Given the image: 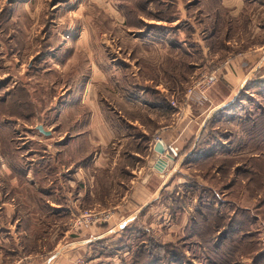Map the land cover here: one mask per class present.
Returning a JSON list of instances; mask_svg holds the SVG:
<instances>
[{
    "label": "rangeland",
    "instance_id": "rangeland-1",
    "mask_svg": "<svg viewBox=\"0 0 264 264\" xmlns=\"http://www.w3.org/2000/svg\"><path fill=\"white\" fill-rule=\"evenodd\" d=\"M61 1L31 0L21 8L19 0H0V264L26 262L51 250L62 230L73 226L74 217L52 209L54 198L41 194L50 166L59 177L62 166L71 170L79 161L89 164L100 149L97 162L108 166L90 168L84 175L95 174L97 185L96 196L87 195L82 206L116 205L131 189V170L145 162L149 140L153 145V138L166 134L156 129L166 121L171 124V113L184 114L188 103L204 110L206 93L218 81L215 66L221 58L247 52L264 40V0H243L245 8L238 15L237 8L223 6L221 0H176L175 5L165 0L162 11L173 21L152 17L153 5L151 14L142 13L135 0H69L63 8L56 5ZM46 24L49 49L61 48V58L39 61L35 51L46 37L44 30L40 35ZM148 24L154 27L143 32ZM208 73L216 80L203 97L197 91L188 96V89ZM17 86L22 90L15 96ZM236 89H231L227 114L211 115L202 136L196 137L197 145L209 143L206 149L214 156L200 157L194 164L185 163V157L171 167L159 203L152 207L153 213L157 207L167 213L160 222L152 214L146 221L153 226L159 222L161 237L153 229L150 234L166 243L168 264H253L259 254L257 262L264 264V83ZM83 97L87 102L94 97L96 103L79 102ZM20 100L26 102L25 114L32 111L26 121L16 117ZM150 100L163 106L157 108ZM172 100L176 107L170 106ZM94 109L101 113L96 121L91 119ZM37 125L50 134L41 133ZM26 127L32 128V138ZM93 130L100 132L95 136ZM177 208L187 210L184 217ZM196 208L202 215H196ZM192 217L197 219L194 224ZM11 222L16 232L4 228ZM227 228L230 232L219 240V230ZM244 229L262 248H254L253 242L235 247ZM212 232L213 243H222L209 245ZM120 253L116 264H131L133 251ZM144 254L137 255L138 264Z\"/></svg>",
    "mask_w": 264,
    "mask_h": 264
},
{
    "label": "crops",
    "instance_id": "crops-1",
    "mask_svg": "<svg viewBox=\"0 0 264 264\" xmlns=\"http://www.w3.org/2000/svg\"><path fill=\"white\" fill-rule=\"evenodd\" d=\"M30 1L31 0H19L21 8H24L22 6L25 4L29 5ZM169 2L174 5L179 3L176 0ZM67 4L70 5L69 0H63L61 3L56 5H60V7L63 8ZM221 4L229 8H237V15L241 14L245 8L243 0H221ZM52 6L54 7V5ZM149 10L150 12H153L155 9L151 11L152 9L149 6ZM176 22L178 21H175L174 23ZM41 30L40 35L43 33V29ZM164 33H166V39H168L167 41L170 43V37H168L167 32ZM40 35L37 36L40 37ZM34 41L35 40L33 38L32 43ZM59 51H61V48L57 50H52L50 48L46 52H43L41 49H36L35 55L38 56L39 61H41L40 59L42 57H49L50 59H54L56 57L57 59L61 58L57 57ZM55 53H57V55ZM42 67H44V65H42ZM215 68L218 73V81L206 93L209 103L208 105L205 104V109L203 110V108L200 107V104L196 105L188 103V105L183 108L184 114L180 113L179 115L174 116V114L171 113V124H168L166 121L155 131H165L166 134H164V137L170 140H175V144H177L180 149L178 158L167 157L161 145L151 147L152 139H150L147 143V148L145 149V156L147 159L145 158V162H143L139 167H135L136 173L133 169L130 172L132 175L130 180L132 185L130 186L131 189L129 192H125L121 199L118 198L119 203L116 205L105 208H93L97 210L109 211L111 217L115 219V223L111 224L109 222H99L90 226H70V228L68 227L66 230H62L60 238H58L57 243H55L51 250L45 251L43 254L35 255L30 258L29 261H26V264H78V260H83V264H116L117 261L121 259H119V257L122 255L120 253L122 250L127 251L129 255L130 251L128 250V246L125 242H120L121 234L116 233L117 229L115 227L118 226L117 228L124 231L125 229L130 230L136 224H139L144 230H148L150 232L153 229L154 233L158 235L156 227L160 222V217L165 216L167 212L163 208L159 209V207H157V213H153L152 207L156 206L155 203H157V205L159 203L156 201L161 190L163 188L165 189L166 179L168 178L171 167L175 168L178 164H180L183 158L192 156L195 147H208L207 144L209 143L206 145H197L196 137L201 134V132L203 133L205 131V124L209 121L211 115H215V113L219 110L226 109L230 100L229 96L232 93L231 89H239L244 85L247 87H253L264 80V40L260 41L256 46L248 48L247 52L239 51L236 53L229 52L225 54L221 58V63L218 64V66H215ZM88 88L89 87L86 88L85 86L87 91ZM84 92L85 90L83 91V95ZM83 98H80L82 100L79 102L86 103L87 105L90 103H96V98L94 97H92V100L94 98V101L88 99L91 102H87L86 97ZM161 98L164 99L163 97ZM148 103H151L157 108L163 106L159 100H150ZM167 107L169 108L170 106L167 105ZM92 113L93 115L91 119L93 121H96L101 115L98 109H94L91 114ZM190 122H192L191 127L189 126ZM26 128V131L30 132V138H32V135L34 134L31 130L32 128ZM181 129L182 134L179 135L178 131ZM96 131L99 133L100 130H93V134L95 136ZM95 144L97 145L98 143ZM45 149L48 151L50 150V147ZM26 151L29 153L37 152L31 148H28ZM102 153L103 151L100 152L99 149V151L95 153L91 163L85 164L83 161H79V163L75 164L71 170L69 169L71 168L70 165L62 166L64 167V171L62 175L60 174L61 176L59 175V177H57L52 174L46 178L44 184H46L47 187L41 194L46 195L49 200V197H51V199L54 198V200H51L49 203V206L52 209H60L70 217H74L79 213V211L84 209L82 202L87 198V195L90 198L96 196V191L94 189L95 185H97L95 174L90 175L88 178L84 175L87 176V172L90 168L98 167L104 169L108 166V163L105 161L102 163L97 162V160L101 159ZM160 158L165 160V165L162 170L157 167V162ZM32 161H34V159ZM50 168L52 169L51 166ZM64 172L67 173L65 174ZM75 185H77V187H74ZM49 189L50 192L48 191ZM186 212L187 210H182L181 217H184ZM14 214H17V212H14L13 215ZM151 214L152 217L154 215H158L157 220L159 222H156L155 226H153V223L146 222L148 218L151 217ZM17 219H15V221ZM151 219L154 220V217ZM181 223L183 226L184 218L181 220ZM4 228L9 230V232H16L17 230V228L13 230L14 224H12V222L9 223V226H5ZM129 237L132 238L131 236ZM158 237H161L160 233ZM131 240L134 241L133 238ZM106 251H110V254H106Z\"/></svg>",
    "mask_w": 264,
    "mask_h": 264
},
{
    "label": "trees",
    "instance_id": "trees-1",
    "mask_svg": "<svg viewBox=\"0 0 264 264\" xmlns=\"http://www.w3.org/2000/svg\"><path fill=\"white\" fill-rule=\"evenodd\" d=\"M133 1L134 0H132L131 3ZM139 2H141V3H139ZM134 3H135V6L139 5V8L142 9V13H149V14H151V12L149 10V6L153 5V7L155 8V12H156L155 15H153L154 18L168 20V21H172L171 19H173L171 17L172 16L171 14H164V12L162 11L164 9V3H167L164 0H141V1L135 0V2H133V4ZM168 3L171 4L170 2H168ZM166 6H171V5L166 4ZM138 19H139L138 22H141V18H138ZM153 27H154L153 25H149L148 24L146 31H143V32L149 33L150 29H152ZM43 30H44V32H46V37H44L43 40H42L41 50L43 52H46L47 50H49V47H50L49 40H48L50 38V27H49V24L48 25L46 24L45 28ZM146 33H141V35L144 36ZM261 83H264V80L259 82L257 85H260ZM253 87H255V86H253ZM21 88L22 87L17 86V88L14 91L15 92V96H16V94H18V91L21 92V90H22ZM18 100H19V97H18ZM22 103H26V102L25 101L21 102V100H20L19 105H21L22 109L19 110L18 114H16V117L26 121L25 118L30 119L32 111L29 108V110H30L29 113L25 114L24 112L26 110L25 109L26 105H22ZM215 114H218L219 117H221V116L223 117V114H227V110L226 109H222V110L217 111V113H215ZM206 125H207V123H206ZM201 136H202V133H201ZM197 144H198V142H197ZM206 148L207 147H202V148L199 147V146L195 147L193 155L190 156V157L187 156L184 159L185 163L194 164L195 162L200 160V157H205V156H210L211 157V156H214L215 153H212L213 151L210 152ZM17 150H19V149L16 148L15 152H20V151H17ZM52 174H53L52 173V169L50 168L49 176L52 175ZM44 180H46V178ZM41 187L43 188L44 186L41 185ZM48 191L50 192V189ZM220 204L222 206H224L223 202H220ZM263 206H264V200L260 204V207H263ZM177 209H180L179 212L182 213V208H177ZM196 215H202L201 210L198 209V208H196ZM196 220H197L196 218L192 217L190 219L191 224H194ZM223 230L224 229H222V231L219 230V238H220L219 240H222V239L226 238V233L230 232L229 228L225 229L224 231ZM242 232H243V234L238 236L237 240L235 241L236 242V244H235L236 246L235 247H243L244 246L243 242H247V243L248 242H253L252 246L254 248H262L263 245L261 243H258V241L256 239L254 241L251 240L253 238V235H249L251 233V231H248V229H246V230L244 229V230H242ZM150 233H151V231L149 232L148 230H144L141 225L136 224L130 230L129 229H125L122 232V234L120 235V242H125L127 244V246H128V250L130 251V253L132 251L134 253V258L131 257V262H130L131 264H138V259L136 257H137V255L139 253H145L144 256H143L144 261H142V264H168L169 256H167V254H166V248H165L166 243H163V242H161L158 239L157 240L154 239L151 236ZM129 236H131L134 239V241L131 240L132 238H130ZM213 236L214 235H213V232H212V235H211L212 238L209 240V245H211V242L213 243V241H212ZM219 240L215 241V243H217V244L222 243V241H219ZM215 243H213V244H215ZM149 245H152V248L154 250H152V251L149 250V247H150ZM206 245L209 246L208 244H206ZM178 247H179V245H178ZM248 247H250V246H248ZM106 254H110V251H106ZM260 257H261V254L256 255L254 257V259H253V264H258L257 261L260 259ZM208 258L210 259V256ZM175 259L176 258H173V260H175ZM229 260H230V257L228 256V261ZM169 264H178V260L172 261Z\"/></svg>",
    "mask_w": 264,
    "mask_h": 264
},
{
    "label": "built area",
    "instance_id": "built-area-1",
    "mask_svg": "<svg viewBox=\"0 0 264 264\" xmlns=\"http://www.w3.org/2000/svg\"><path fill=\"white\" fill-rule=\"evenodd\" d=\"M216 80V76L213 73L206 74L201 80L195 82L194 87H190L188 89V96H190L193 91H197L201 97H203V92L208 88L210 85H212ZM186 99L188 97L186 96ZM172 107H176L177 103L176 101L172 100L170 103ZM154 144L152 147L156 145H161L164 149L166 156L170 155L171 157H177L178 156V147L177 145L170 139L164 137V135L159 134L154 139ZM157 143V144H156ZM111 218V214L107 210H97V209H83L79 211L77 215L74 216L73 219V227H77L79 225H85L90 226L95 223L99 222H107ZM118 227V226H117ZM118 230H121L120 228H117ZM14 264H26V262L22 260H19L18 262ZM78 264H83V260H78Z\"/></svg>",
    "mask_w": 264,
    "mask_h": 264
},
{
    "label": "water",
    "instance_id": "water-1",
    "mask_svg": "<svg viewBox=\"0 0 264 264\" xmlns=\"http://www.w3.org/2000/svg\"><path fill=\"white\" fill-rule=\"evenodd\" d=\"M36 128H37L41 133H43V134L46 135V136L50 134V131H49V130H44L43 127H42V125H37ZM167 157L171 158L170 155H167ZM164 165H165V160L160 158V159L158 160V162H157V167H158L160 170H162L163 167H164Z\"/></svg>",
    "mask_w": 264,
    "mask_h": 264
},
{
    "label": "flooded vegetation",
    "instance_id": "flooded-vegetation-1",
    "mask_svg": "<svg viewBox=\"0 0 264 264\" xmlns=\"http://www.w3.org/2000/svg\"><path fill=\"white\" fill-rule=\"evenodd\" d=\"M38 60H39V58H38Z\"/></svg>",
    "mask_w": 264,
    "mask_h": 264
}]
</instances>
